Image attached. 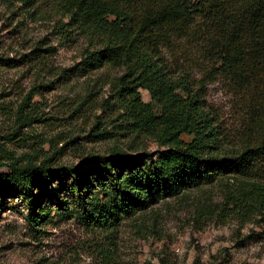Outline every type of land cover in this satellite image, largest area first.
Here are the masks:
<instances>
[{
	"label": "trees",
	"instance_id": "trees-1",
	"mask_svg": "<svg viewBox=\"0 0 264 264\" xmlns=\"http://www.w3.org/2000/svg\"><path fill=\"white\" fill-rule=\"evenodd\" d=\"M4 1L24 5L29 14L46 3L54 16L65 19L56 22L58 33L84 47L74 69L84 75L104 68L121 71L113 85L114 111L132 126L130 133L165 147L155 159L144 154L147 160L117 149L74 167L52 166L50 160L8 164L9 172L0 174V197L23 200L31 225L49 217L46 195L58 210H66L52 183L67 177L77 178L70 189L77 193L85 229L112 236L123 221L153 205L224 179L237 182L229 194L240 207L252 203L264 211V186L257 180L264 160V0ZM38 52L43 50L33 54ZM194 68L200 80L191 77ZM217 78L246 102L248 131L237 151L226 149V137L204 104L205 85ZM139 90L149 94L148 103ZM86 163L109 177L101 198L93 194L98 180L78 176Z\"/></svg>",
	"mask_w": 264,
	"mask_h": 264
},
{
	"label": "rangeland",
	"instance_id": "rangeland-1",
	"mask_svg": "<svg viewBox=\"0 0 264 264\" xmlns=\"http://www.w3.org/2000/svg\"><path fill=\"white\" fill-rule=\"evenodd\" d=\"M28 10L0 0V174H7L12 163L50 160L52 166L74 167L117 149L157 158L165 147L130 133L132 126L112 107L121 71L78 73L74 67L84 47L58 33L56 22L66 20L54 16L46 3L30 9L32 14ZM35 49L43 50L35 54L43 56L40 63L33 60ZM164 55L171 62L169 52ZM190 75L201 78L196 68ZM139 93L144 103L150 101L146 91ZM203 93L226 149L240 150L248 131L245 100L223 78L206 84ZM261 164L257 180L264 186V160ZM80 174L98 180L95 196L108 192L109 177L100 168L86 163ZM76 180L52 183L66 210H58L46 195L49 217L34 226L23 200L0 197V264H264V211L252 203L240 207L231 198L235 179L161 201L123 221L113 236L85 229L74 201L77 193L70 189Z\"/></svg>",
	"mask_w": 264,
	"mask_h": 264
}]
</instances>
